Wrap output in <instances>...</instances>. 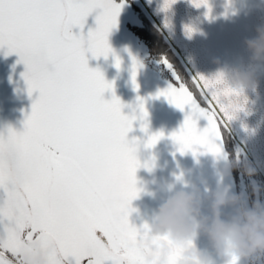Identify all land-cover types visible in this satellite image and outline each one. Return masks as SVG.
I'll use <instances>...</instances> for the list:
<instances>
[{
	"label": "snow or ice",
	"instance_id": "snow-or-ice-1",
	"mask_svg": "<svg viewBox=\"0 0 264 264\" xmlns=\"http://www.w3.org/2000/svg\"><path fill=\"white\" fill-rule=\"evenodd\" d=\"M211 18L209 0H190ZM122 3L115 0H0V50L19 56L21 73L32 97L23 130L11 126L0 132V264H17L22 249L36 241L54 248L51 264H145L143 249L158 254L161 242L171 249L168 264H177L179 248L167 237H155L144 223L137 227L129 216L138 198L136 172L142 165L139 138L128 139L137 116L115 95L114 81L89 67L92 58L111 53L119 70L121 58L108 36L117 25ZM176 0H164L167 11ZM95 13V27L84 32ZM73 29H79L74 32ZM195 29L185 26L191 37ZM131 55V53H129ZM169 69L172 65L165 58ZM132 57L131 81L135 90L138 69ZM176 85L156 93L176 108L188 109L184 122L169 138L181 155L191 151L219 155L224 131L233 119L215 99L212 86L219 82L192 76L199 99L173 69ZM111 92V99H105ZM140 130L148 133L145 100L137 97ZM207 124L202 129L198 122ZM164 133L148 135L154 147ZM203 149V153H200ZM179 180L180 177L177 176ZM57 257L59 259H57ZM231 264H236L233 258Z\"/></svg>",
	"mask_w": 264,
	"mask_h": 264
},
{
	"label": "water",
	"instance_id": "water-1",
	"mask_svg": "<svg viewBox=\"0 0 264 264\" xmlns=\"http://www.w3.org/2000/svg\"><path fill=\"white\" fill-rule=\"evenodd\" d=\"M133 2L161 35L194 86L192 76H209L221 65L255 73L256 91H249L245 111L240 113L239 119L228 124L226 131L241 157L258 165V175L264 182V63L251 59L252 54L245 43L256 36L258 26L264 25V0H209L211 18L205 16V7L197 9L190 0H176L167 11L162 9L164 0ZM95 15L93 13L88 17L85 34L89 28L95 27ZM185 26L195 29L190 38L185 33ZM73 31L78 32L79 29ZM108 41L115 54L121 58L120 69L114 66L111 53L107 58H92L91 53H88L89 67H98L106 80L114 81L115 95L126 105L123 113L137 116L128 139L135 137L143 142L149 134L171 122L177 113V108L165 97L154 98L169 83L145 62L142 48L122 27L116 25ZM132 57L142 64L136 77L138 90L134 89L131 81ZM18 60L17 54L5 56L4 50H0V132L6 133L9 126L17 131L23 130V120L38 95L34 92L32 97L28 96L27 85L21 76L25 66L23 63L18 64ZM196 89L199 93V89ZM111 96V92L104 94L105 99H111ZM138 96L144 98L148 112L147 134L140 130L143 121L139 119ZM64 264H74L73 258L69 257Z\"/></svg>",
	"mask_w": 264,
	"mask_h": 264
},
{
	"label": "clouds",
	"instance_id": "clouds-1",
	"mask_svg": "<svg viewBox=\"0 0 264 264\" xmlns=\"http://www.w3.org/2000/svg\"><path fill=\"white\" fill-rule=\"evenodd\" d=\"M256 32V36L245 43L251 59L264 63V25L258 26ZM205 77L212 81L219 77V82L212 86L216 103L233 117L231 122L239 119L246 109L249 91H256L255 73L221 65L215 73ZM212 160L221 178L216 186L205 187L202 191L184 180L182 174L178 175L180 179L176 177V181L183 187L176 190L173 184L169 189L172 194L159 204L151 220L146 222L147 230L152 236L167 237L179 248L177 264H217L213 255L197 247L195 241L200 235L208 238L215 257L222 264H231L233 258L236 264L241 261L264 264V184L253 179L259 167L225 150L212 155ZM233 171L249 178V184L240 192L224 182L232 177ZM225 209H231L227 216ZM53 252V247L43 248L33 241L21 250L17 264H51ZM142 252L145 264H168L171 249L168 243L161 242L158 254L152 255L143 248Z\"/></svg>",
	"mask_w": 264,
	"mask_h": 264
},
{
	"label": "rangeland",
	"instance_id": "rangeland-1",
	"mask_svg": "<svg viewBox=\"0 0 264 264\" xmlns=\"http://www.w3.org/2000/svg\"><path fill=\"white\" fill-rule=\"evenodd\" d=\"M115 2L119 4L122 2V0H115ZM135 11L137 10L134 7L133 2H130V1L128 2L127 0H123L122 7H121L120 13L117 18V25L122 27L123 30H125L126 32H128V34L134 37L135 41L142 48L143 56H145V62L147 61L146 55L149 56L150 54H155L156 57L160 58L162 57L161 54L162 53L165 54L167 50L168 51L167 57L172 65V69H169L168 67L167 69L172 73V75H173V69H174L175 72L181 77L183 82H185L186 86L196 95L193 88H191L186 75H184V73L178 66L176 67L175 65L172 64V60L174 57L168 50V47L166 46V44H164L161 35L159 37V35L157 34L158 32L155 30V28L152 29L153 26L152 27L149 26V23H147L143 15L139 14L141 20L142 18L144 19V21L139 22V23L145 25L146 28H145V31H142L143 33H140V35L141 37L150 36L152 42H158L160 44V50L155 49L153 51V49L151 48L152 50L151 52L149 47H147L144 43H142V41L137 37V35L133 34L134 33L132 31L133 29L130 30V27L126 23L128 22L131 24L137 23L136 18L139 15ZM163 78L165 79L164 76ZM165 80L168 81L169 84L173 82L172 78L170 80L166 78ZM187 111H188L187 108L184 111H181L180 109L177 108V113L174 115L173 120L171 122H168L166 126L158 128L153 133L161 132V131L164 132L169 129L178 131L184 122ZM30 112H31V108L28 109L27 114H29ZM206 124H207V121L204 119H201L198 122V127L202 129L203 127L206 126ZM147 138L143 142H145ZM224 138H227L225 133H224ZM227 143H229L228 138H227ZM224 150L227 152L225 147H224ZM164 155H167V153H164ZM158 157L153 159L154 163L152 165L151 171H149L148 169H144L142 172L140 170V173L144 174V177H141L139 180H137V187L141 189V191L139 193L138 198L132 201L131 207L135 209V211H133L129 216L130 223H132L133 225L137 227H141L144 223L151 220L152 215L154 214L155 210L158 208L159 204L162 203L165 199L168 198L169 195L172 194L169 191V189L173 186V184L175 185L176 190H179L183 187L181 183L176 181V177L179 175V173L175 175L173 182L164 184L165 177L168 174V172L172 170L174 173L177 171L178 168L173 163H168L166 160H161V158L157 159ZM191 158L192 159L182 158V160L188 161V162L190 161L199 162L198 161L199 154H197L196 156H193L192 154ZM181 169L191 172V174L187 178L183 174L184 180L188 181L190 184H195L199 186L202 191L204 190L205 187L214 188L217 182L220 181L221 179L215 168L213 170L212 168L210 169L199 168L194 165L185 163L184 165H181V167L179 168V171ZM137 177L138 175L136 174V178ZM224 182L228 183L232 187V189L235 191V184H234L232 177L229 180L224 181ZM185 190H188V189H185ZM151 205H153L154 207L151 208ZM205 211H206V205H205ZM224 211H225L226 216L231 213V209H225ZM195 243L198 248L209 252L211 255H213V257L216 260H219V258L215 257V254L212 251V246L208 238L205 235H200L196 239ZM217 264H222V262H217ZM240 264H248V262L241 261Z\"/></svg>",
	"mask_w": 264,
	"mask_h": 264
},
{
	"label": "flooded vegetation",
	"instance_id": "flooded-vegetation-1",
	"mask_svg": "<svg viewBox=\"0 0 264 264\" xmlns=\"http://www.w3.org/2000/svg\"><path fill=\"white\" fill-rule=\"evenodd\" d=\"M127 1L129 2V0H127ZM135 12L138 15L140 14L137 11H135ZM142 21H144V19L142 18V20H141L140 15H139L136 18V22H137L136 24L135 23L131 24L129 22L126 24H128V26L130 27V30L133 29L132 31L134 32V34L140 38L142 43H144L147 47H149L151 52H152L151 48L153 49V51L155 49L160 50V44L158 42H152L150 36L141 37L140 33H143L142 31H145V28H146L145 25L139 23ZM161 55H162V57H160V58L156 57L155 54H150L149 56L146 55V60H147L146 63L149 66H151L152 68L156 69L159 73H161L160 75H162V77L164 76L165 79L167 78L168 80H170L172 78L173 82H171V84L176 85L177 82L175 80V77L167 69L166 64L163 62L164 59L166 58L167 61L171 64V62L168 60V57H167L168 51L166 50V53L165 54L162 53ZM172 64L175 65L176 67L177 66L179 67V65H176V63L173 60H172ZM173 131H175V130L169 129V130L164 131L163 132L164 137L162 139H160L158 141V143L152 148H146L145 142H139L137 156H138V159L140 160L142 165L146 161L149 162L151 165H153V163H154L153 159H155L158 156L159 157L157 159L161 158V160H166L168 163H173L178 169L174 173L172 170H170L168 172V174L165 177L164 184L173 182L175 175L177 173H179V175L184 174L186 176V178L189 177L191 172H188L187 170H184V169H181L179 171V168L181 167V165H184L185 163L194 165V166L199 167V168H206V169L212 168V170L214 168L216 169V166L213 164L212 155L208 154V153H203V149H200V153H203V154L198 153L199 154V158H198L199 162H194V161L188 162V161L182 160V158L192 159L191 158L192 152L188 151L187 153H185L183 155L180 154V152L178 151L179 145L174 143L169 138L170 134ZM227 144H228L227 138H224V147L227 150V152L229 151L228 153H230L231 151H230V149H228ZM164 153H167V155H164ZM144 169H147V168L142 166L137 170V172H136V174L138 175V177L136 178L137 180H139L141 177H144V174L140 173V170L143 172ZM232 178H233V181L235 184V191H237V192L244 190L245 186L249 184V178L246 177L245 175H243L242 173H240L239 171H233ZM253 179H256V180L260 181L262 184H264L263 180L260 179L259 175H257ZM161 189H163V188H161ZM262 198H264V197H262ZM152 207H154V206L151 205V208ZM217 262H221V261L217 260Z\"/></svg>",
	"mask_w": 264,
	"mask_h": 264
},
{
	"label": "trees",
	"instance_id": "trees-1",
	"mask_svg": "<svg viewBox=\"0 0 264 264\" xmlns=\"http://www.w3.org/2000/svg\"><path fill=\"white\" fill-rule=\"evenodd\" d=\"M134 7L137 9V12L138 13H140L139 12V10H138V8L134 5ZM141 15H143L142 13H140ZM144 17V16H143ZM145 18V17H144ZM147 23H149L148 21H147ZM149 26H151L152 27V24H150L149 23ZM152 29H154V27H152ZM155 33H157V32H155ZM134 34V33H133ZM158 34V33H157ZM159 35V37H160V34H158ZM138 37V36H137ZM139 38V37H138ZM140 39V38H139ZM166 46L168 47V45L166 44ZM168 50L170 51V49H169V47H168ZM170 53H171V51H170ZM172 54V53H171ZM173 55V54H172ZM173 61L176 63V65H179V67L181 68V70H182V72L184 73V75H186V73H185V71H184V69H183V67H182V65H180V63H179V61L177 60V58H175V56L173 55ZM186 77H187V80L189 81V84H190V86H191V88H193V90L195 91V93H196V96L198 97V99L200 98L199 97V93H198V91L196 90V88H195V86L193 85V83H192V81H191V79L188 77V75H186ZM224 133H225V135L227 136V138L229 139V143L227 144V146H228V149H230V153H234V154H239L238 153V150H237V148L235 147V143L233 142V140L231 139V138H229V135L227 134V131L225 130L224 131Z\"/></svg>",
	"mask_w": 264,
	"mask_h": 264
},
{
	"label": "bare ground",
	"instance_id": "bare-ground-1",
	"mask_svg": "<svg viewBox=\"0 0 264 264\" xmlns=\"http://www.w3.org/2000/svg\"><path fill=\"white\" fill-rule=\"evenodd\" d=\"M236 147V146H235ZM237 150H238V148H237ZM238 153H239V150H238ZM239 155H240V153H239ZM241 156V155H240Z\"/></svg>",
	"mask_w": 264,
	"mask_h": 264
}]
</instances>
